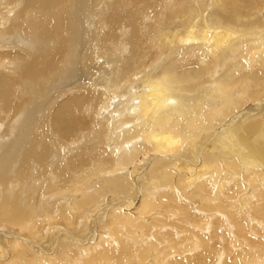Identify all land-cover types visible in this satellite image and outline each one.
<instances>
[{"label": "bare ground", "instance_id": "bare-ground-1", "mask_svg": "<svg viewBox=\"0 0 264 264\" xmlns=\"http://www.w3.org/2000/svg\"><path fill=\"white\" fill-rule=\"evenodd\" d=\"M157 1L0 0V264H264V0Z\"/></svg>", "mask_w": 264, "mask_h": 264}, {"label": "rangeland", "instance_id": "rangeland-1", "mask_svg": "<svg viewBox=\"0 0 264 264\" xmlns=\"http://www.w3.org/2000/svg\"><path fill=\"white\" fill-rule=\"evenodd\" d=\"M103 1H105V0H96V2H97L96 4H100V2H103ZM169 1H171V0H158L157 2L160 3V4H162V5H167ZM88 47H89V44H87V43H85V44H81L80 43L79 46L76 47L77 48L76 53L72 56V58L77 63L75 65V68L76 67L78 68L80 66V61H81L82 57L85 55V53L87 52ZM108 49H112V47H108ZM176 51H178V50H176ZM109 54H111V53H109ZM98 62H101V61H98ZM52 83H53V79L51 77H46L45 78L44 86L42 88V91L45 92L51 86ZM193 211H195V210L192 209V212Z\"/></svg>", "mask_w": 264, "mask_h": 264}]
</instances>
